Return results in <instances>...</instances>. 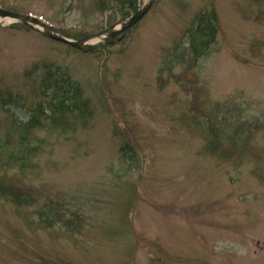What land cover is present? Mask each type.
I'll return each instance as SVG.
<instances>
[{
	"label": "rangeland",
	"instance_id": "374dc122",
	"mask_svg": "<svg viewBox=\"0 0 264 264\" xmlns=\"http://www.w3.org/2000/svg\"><path fill=\"white\" fill-rule=\"evenodd\" d=\"M148 2L0 8L80 39ZM0 264H264V0H154L83 46L0 16Z\"/></svg>",
	"mask_w": 264,
	"mask_h": 264
},
{
	"label": "water",
	"instance_id": "95a60500",
	"mask_svg": "<svg viewBox=\"0 0 264 264\" xmlns=\"http://www.w3.org/2000/svg\"><path fill=\"white\" fill-rule=\"evenodd\" d=\"M153 1L154 0H150L148 2V5L142 8H138L135 14L127 17V19L123 20L121 24H118L117 27L110 26L105 30L96 31V33L87 34L85 37L78 40L77 39L73 40L65 35L60 34L55 30L53 26H50V24L47 23L44 19L34 16L33 14H25L10 9L6 10L0 8V15L6 17L10 16L18 20L21 19L22 21L26 22L28 25H32L40 28L42 27L46 35L50 36L51 38H55L63 43L65 42L72 46H81L89 42L90 40L105 39L109 36H117V34L126 31L129 27H132L133 25L137 24L138 20L143 18L149 12V8L152 5Z\"/></svg>",
	"mask_w": 264,
	"mask_h": 264
},
{
	"label": "trees",
	"instance_id": "16d2710c",
	"mask_svg": "<svg viewBox=\"0 0 264 264\" xmlns=\"http://www.w3.org/2000/svg\"><path fill=\"white\" fill-rule=\"evenodd\" d=\"M128 13V12H127ZM127 13H123V16H127L128 14ZM201 17H200V19L202 20V21H205L206 20V18L205 17H211V18H213V20H214V23L213 22H211V21H209V28L208 29H210L209 31H208V36L206 37V38H201L200 39V48H205V47H207L208 46V44H210L212 41H214V38H215V35H216V33H217V24H216V20H217V18H216V14H215V12L214 13H212V12H209V11H205V12H203V14H201L200 15ZM209 20V19H208ZM63 69H58V71H57V73L58 74H60V73H64L65 74V72L63 71ZM66 76V75H65ZM67 77V76H66ZM67 90V92H70V91H73V90H71L70 88H67L66 89ZM69 94V93H68ZM70 96L69 95H67L66 94V96H64L63 97V99H61L60 101L58 100V101H54L53 102V107L54 108H62V107H65L66 105H69V100H70ZM74 106L76 107V103L74 104ZM42 108V107H41ZM34 121V120H33Z\"/></svg>",
	"mask_w": 264,
	"mask_h": 264
}]
</instances>
